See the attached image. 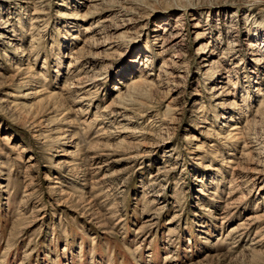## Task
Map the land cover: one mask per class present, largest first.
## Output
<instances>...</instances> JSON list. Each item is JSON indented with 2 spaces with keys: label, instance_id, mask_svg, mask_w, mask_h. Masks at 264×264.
<instances>
[{
  "label": "rangeland",
  "instance_id": "374dc122",
  "mask_svg": "<svg viewBox=\"0 0 264 264\" xmlns=\"http://www.w3.org/2000/svg\"><path fill=\"white\" fill-rule=\"evenodd\" d=\"M256 36L264 0H0V264H264Z\"/></svg>",
  "mask_w": 264,
  "mask_h": 264
},
{
  "label": "bare ground",
  "instance_id": "6f19581e",
  "mask_svg": "<svg viewBox=\"0 0 264 264\" xmlns=\"http://www.w3.org/2000/svg\"><path fill=\"white\" fill-rule=\"evenodd\" d=\"M92 30V29H91ZM261 32V31H260ZM259 33V32H258ZM259 35V34H258ZM178 38H180V35H174V37H173V40H176V39H178ZM105 43V42H104ZM251 46L253 47V48H255V50H257V51H261L262 50V54L261 55H263L264 54V39H263V37H255V40L254 41H252L251 42ZM259 49H261V50H259ZM98 56V55H97ZM264 57V56H263ZM78 74H79V72H78ZM256 153V152H255ZM254 153V154H255ZM257 154H258V152H257ZM260 155H261V153H260ZM260 155H256V156H260ZM249 161V160H248ZM237 168L235 167L234 168V170H236ZM239 170V169H238ZM235 172V171H234Z\"/></svg>",
  "mask_w": 264,
  "mask_h": 264
}]
</instances>
